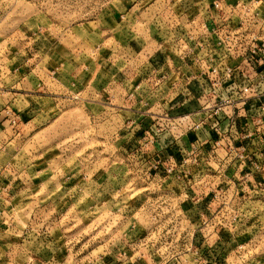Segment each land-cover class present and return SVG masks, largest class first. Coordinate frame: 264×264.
I'll return each instance as SVG.
<instances>
[{"label": "rangeland", "instance_id": "1", "mask_svg": "<svg viewBox=\"0 0 264 264\" xmlns=\"http://www.w3.org/2000/svg\"><path fill=\"white\" fill-rule=\"evenodd\" d=\"M207 2L179 0L172 8L181 12ZM110 4L0 0V104L8 110L0 133L5 142L0 145V264H264V160L233 156L232 143L228 155L213 163L189 160L187 151L161 153L162 134H184L189 125L177 128L171 115L154 108L124 111L118 98L113 108L107 91L99 96L109 74L147 77V61H162L156 59L163 52L159 44L174 43L164 52L181 58L178 38L186 41L197 33L191 25L190 33L173 34L158 25L156 34L161 19L154 32L126 19L128 31L124 22L116 24L114 40L120 43L101 52L96 48L97 57L91 41L103 38L93 28L107 26ZM183 15L186 26L191 17L187 21ZM32 46L49 49L51 65H40L46 73L61 72L69 86L77 78L85 87L79 95L64 94L58 82H50L51 94L40 97L39 89L35 113L23 122L12 111L13 93L27 87L18 85L14 74L31 71L23 61L35 53ZM94 76L103 84L100 91ZM209 82L200 86L205 106L238 101L245 111L259 105L258 98L241 102L233 81ZM147 83L155 92L156 81ZM220 88L227 89L226 96ZM19 96L15 105L31 106ZM214 118L224 137L221 115Z\"/></svg>", "mask_w": 264, "mask_h": 264}, {"label": "crops", "instance_id": "2", "mask_svg": "<svg viewBox=\"0 0 264 264\" xmlns=\"http://www.w3.org/2000/svg\"><path fill=\"white\" fill-rule=\"evenodd\" d=\"M214 1L215 0H208V2L204 5L200 6L199 8H192V10H189L190 8H179V10H182L181 12L178 10L174 12V9L172 7L176 6L177 2V5H179V0H111V8H109L106 14L107 26H93V29H95L94 34L98 37V39L99 36H101V38L103 39L95 40L93 38L91 41L92 45L88 40H86V42H89V45L93 47V51L95 52L94 55H97L98 57L99 51L96 52V48L100 50L102 48H106L107 45L109 47H115L117 45L116 43H120L114 40L115 35L118 32L116 24L121 25V23L124 22L123 27L125 26L124 28H126V19H128V22L140 21V23L143 24V27H145L147 32H154L152 31V27L153 25H155L154 23H157V21L161 19V23L158 22L159 24H156L154 27L156 34L158 33L159 28L162 31H166L172 34L173 31L175 32L177 31V29H180L182 31L189 30V32H191V30L189 29L190 25L193 29L192 32L197 33V31L199 30L195 29V25L201 24L202 20L208 18V16L216 14V10H214L212 7V3ZM223 2L228 12V6L235 2V0H223ZM183 14H187V21L191 17V20L188 21L189 24L187 22L186 26L182 24L185 16ZM158 25L160 26L159 28L157 27ZM113 26H116V28L113 29ZM125 30L128 31L127 28ZM146 38L148 37H145L143 39V42L147 44V40H145ZM130 43L131 44H128L130 48L135 47L134 41ZM38 44L35 43L34 45L37 46ZM165 45L167 46L168 43L163 42L162 44H159L158 47H163V52H160V54L156 56V59L159 57L162 59V61L159 60L154 62L152 59L150 61L154 64L150 63L149 60L145 64V66L147 65V71H150V74H147V77H145L146 75H144L143 73V76L139 79L133 80L126 79L124 77L123 79H117L115 76L116 74H109V78L107 80V89H102L103 92L99 96L104 95V92L107 91L108 100H114V103L109 104L113 108H116V99H121L123 101V104L120 105H124V111L140 109L141 111L149 110L151 112L154 108L155 112H158L161 115H166L167 117L171 115L172 118L169 119L173 120V123L180 118H184L185 116L191 117L192 119L196 117H201L204 120L203 125H200L199 128L189 127L188 130H185L184 134H173L174 136H170L169 133L162 134V139L157 144V148L159 149V151H161V153L169 154L178 150L187 151V154L190 156L189 160H199L203 163L205 161H211V163H213L223 160L226 155H228V152L231 151L230 144L232 143L235 144V150H233V152L231 151L233 156L236 157L237 153H239V155L241 154L240 157L243 159L249 157L248 160H253L255 156V158H257L258 160L261 161L262 159L263 161L264 116L261 118L259 112H257V108L252 107L248 108L249 110L244 111V108H240L241 105L238 101L233 102L232 105H225L224 109L226 108L227 114L223 115L221 112L219 115H221L223 123L221 127L222 132L226 134H224V137L220 136L217 132L218 128H215V124L212 123L216 119L214 118V116L212 117L211 115L213 111L207 109L208 107L216 106V104L212 103L210 105L205 106L203 104L205 103V97L202 95V90L200 88L201 82L193 80V78L187 79L188 76L194 75L198 72L200 65L199 62H195V56H205L206 53L199 52L197 48H194L193 53L189 54L188 52L185 58L182 59L179 58L177 55L175 56L174 54H171L170 52H168V50L164 52V49H166ZM173 45L174 43L169 44L168 46L173 49ZM31 50H33V46ZM48 50L49 49L44 51L42 50V48L41 50L34 49L33 51H35V53L31 56L26 57L23 61L24 65L28 66V70L31 71L26 75H21L19 73H17L16 75L14 74V76L17 77V84H22L27 87L26 90H14L15 92L13 91L14 93L12 111L14 114L18 115L17 117L22 116L23 122L25 121L27 114L35 113L34 109H36V107L33 106L34 109L32 108V105H35V101L33 100V98L37 93H39L38 91H41L39 89L42 88L43 91L40 92V97L45 96L47 94H51V90L49 87L50 82H58L61 85V88H63L64 94L79 95L81 92H83L82 90L80 91L79 88L84 89L85 87L84 83L80 81V79L75 78V80H73L74 83L70 86L73 87L75 85L77 86V89L68 90L67 87H70L68 84L69 80L65 78L63 73L57 71H51V73H46V69H41L40 65L42 63H51V60H48V55L46 54ZM238 61H240V59L230 60L229 63L234 65L237 64ZM60 65H63V63H60ZM243 68L245 69V71H247L246 66L243 65ZM57 74L58 76L56 77L55 75ZM94 77L95 78H93L92 80L97 83V85L95 86H97L100 91V88L101 86H103V84H101V81L98 77ZM139 80L141 83H138ZM149 80L156 81V93L152 91L150 87H148L147 82H149ZM95 90L96 88L93 89V93H91L94 94ZM203 91L206 90L203 89ZM219 91L222 96L227 95L226 88H220ZM19 95H23L25 100H29L31 106L27 107V105L25 104L22 107L18 104L15 105V101L20 100ZM1 98L2 96L0 97V99ZM251 98L252 99L250 100H254L256 97ZM258 100L260 101V98H258ZM5 112L7 113L8 110L5 109V104L1 102L0 133L3 129L2 125H4L5 123L2 121V119L5 117ZM210 115L212 118L209 117ZM32 116H34V114H32ZM207 116L211 119H208ZM160 119L165 118L161 117ZM30 121H35L34 117H31ZM196 122H198L197 119ZM175 124L176 123H174V125ZM176 127L178 128L180 126ZM0 145L2 148V145L4 146L5 142L0 141ZM231 153L229 155H231ZM229 159L232 158L230 157ZM206 167L207 164H205V168ZM202 172L204 175H206L205 171Z\"/></svg>", "mask_w": 264, "mask_h": 264}, {"label": "built area", "instance_id": "3", "mask_svg": "<svg viewBox=\"0 0 264 264\" xmlns=\"http://www.w3.org/2000/svg\"><path fill=\"white\" fill-rule=\"evenodd\" d=\"M212 7L216 10V14L208 16L201 24L195 25V29L199 30L197 34L195 36L191 34L192 36L190 35L189 40L186 41L179 38L178 40L183 43L179 47L175 44L176 49L184 55L182 59L188 52L193 53L194 48L206 53L205 56H195V62H199L200 65L198 72L188 76L187 79L193 78L198 82L210 81L212 86L233 81L241 102L244 103L251 97L260 98L257 112L262 118L264 116V0H235L228 6V12L223 0H215ZM234 59L240 61L234 65L230 64L229 61ZM243 65L246 66L247 71ZM228 103L229 101L225 100L207 109L213 111L211 115L215 117ZM170 121L172 124L176 123V126H182L181 124L184 123L192 128H199L204 123L201 117L192 119L186 116L174 123L173 120ZM194 237L192 234L190 239L194 240Z\"/></svg>", "mask_w": 264, "mask_h": 264}]
</instances>
